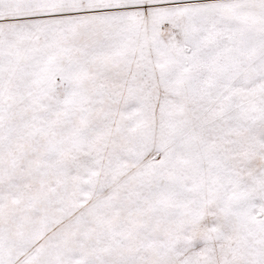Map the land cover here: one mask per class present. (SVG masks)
<instances>
[{
	"label": "snow or ice",
	"instance_id": "6c2138e0",
	"mask_svg": "<svg viewBox=\"0 0 264 264\" xmlns=\"http://www.w3.org/2000/svg\"><path fill=\"white\" fill-rule=\"evenodd\" d=\"M0 264H264V0H0Z\"/></svg>",
	"mask_w": 264,
	"mask_h": 264
}]
</instances>
